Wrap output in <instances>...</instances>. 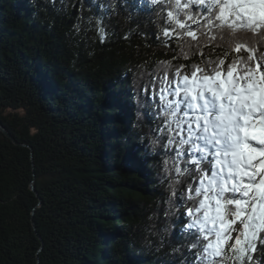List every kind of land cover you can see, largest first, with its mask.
Segmentation results:
<instances>
[{"label":"trees","instance_id":"obj_1","mask_svg":"<svg viewBox=\"0 0 264 264\" xmlns=\"http://www.w3.org/2000/svg\"><path fill=\"white\" fill-rule=\"evenodd\" d=\"M84 3L85 17L101 14ZM134 3L107 9L101 42L75 30L78 6L0 0V124L20 144L0 132V264H193L173 251L182 223L164 231L168 193L136 97L137 82L152 91L140 73L190 61L137 34L155 28Z\"/></svg>","mask_w":264,"mask_h":264},{"label":"snow or ice","instance_id":"obj_2","mask_svg":"<svg viewBox=\"0 0 264 264\" xmlns=\"http://www.w3.org/2000/svg\"><path fill=\"white\" fill-rule=\"evenodd\" d=\"M120 2L128 0H93L101 14L85 17L84 0H60L65 9L79 7L75 30L95 31L101 42L110 35L107 9ZM134 6L155 28L138 35L154 38L175 53L173 60L190 61L158 62L139 74L152 77V91L138 82L136 89L137 119H144L140 109L151 117L142 138L160 157L168 193L164 231L173 218L183 225L186 243L173 251L186 247L193 264H252L258 247L264 251V0H135Z\"/></svg>","mask_w":264,"mask_h":264},{"label":"water","instance_id":"obj_3","mask_svg":"<svg viewBox=\"0 0 264 264\" xmlns=\"http://www.w3.org/2000/svg\"><path fill=\"white\" fill-rule=\"evenodd\" d=\"M0 132L3 133L7 138H9L15 145H20L10 134L9 132L0 124ZM24 146V145H22ZM31 190L37 195L34 184L31 185ZM34 225V223H33Z\"/></svg>","mask_w":264,"mask_h":264},{"label":"rangeland","instance_id":"obj_4","mask_svg":"<svg viewBox=\"0 0 264 264\" xmlns=\"http://www.w3.org/2000/svg\"><path fill=\"white\" fill-rule=\"evenodd\" d=\"M31 188V187H30Z\"/></svg>","mask_w":264,"mask_h":264}]
</instances>
